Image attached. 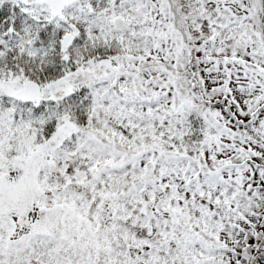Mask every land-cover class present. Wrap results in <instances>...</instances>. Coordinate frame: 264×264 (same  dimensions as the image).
<instances>
[{"label": "snow or ice", "instance_id": "obj_1", "mask_svg": "<svg viewBox=\"0 0 264 264\" xmlns=\"http://www.w3.org/2000/svg\"><path fill=\"white\" fill-rule=\"evenodd\" d=\"M0 264H264V0H0Z\"/></svg>", "mask_w": 264, "mask_h": 264}]
</instances>
